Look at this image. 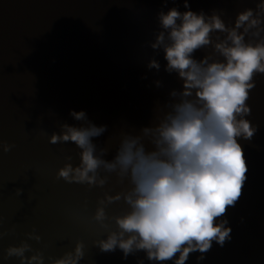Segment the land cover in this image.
<instances>
[{
    "label": "water",
    "instance_id": "1",
    "mask_svg": "<svg viewBox=\"0 0 264 264\" xmlns=\"http://www.w3.org/2000/svg\"><path fill=\"white\" fill-rule=\"evenodd\" d=\"M193 10L223 9L231 26L235 15L256 0H190ZM183 0H168L167 7ZM164 0H0V142L14 144L10 152L0 148V264H21L19 257L4 260L9 246L27 242L25 256L42 253L44 264L72 250L83 241L85 256L80 264H158L137 251L122 259L119 249L101 253L96 241L106 238L116 225L111 217L127 209L123 201L106 205L107 229L92 217L99 201L123 190L115 173L99 170L103 186L66 183L56 172L72 155L79 162L73 143L50 144L48 137L63 123L78 124L69 111L86 110L89 120L107 124L108 130L94 138L100 148L110 150L121 129L137 131L148 125L158 105L180 90L177 73L164 71L162 50L150 44L160 30L156 14ZM252 31H255L253 29ZM225 33L213 32V43L195 53L223 59L214 45ZM219 37V40L217 39ZM264 37V32L261 33ZM256 42L260 37L247 36ZM155 56L161 69L147 68ZM147 79H144V76ZM247 103V118L258 126L249 141H241L249 171L242 194L226 216L232 239L221 247L213 244L202 264H264V75L255 77ZM162 81L157 88L155 81ZM23 191L18 194L16 189ZM33 229L42 237L28 238ZM190 254L186 264H196ZM172 264V262H164Z\"/></svg>",
    "mask_w": 264,
    "mask_h": 264
},
{
    "label": "clouds",
    "instance_id": "2",
    "mask_svg": "<svg viewBox=\"0 0 264 264\" xmlns=\"http://www.w3.org/2000/svg\"><path fill=\"white\" fill-rule=\"evenodd\" d=\"M167 3L164 0L163 7ZM182 6L183 11L172 6L156 14L160 30L150 47L156 53L162 50L164 71L177 73L182 86L157 106L148 125L138 131L117 132L111 160L104 159L110 149L98 152L94 143L108 125L93 123L86 110H70L69 115L79 123H63L59 132L48 137L50 144L73 143L79 150L77 164H73L72 155L65 157L56 172L58 180L91 189L106 183V178L98 179L101 168L115 173L123 190L100 200L92 219L107 229L106 205L121 200L127 205L125 211L111 217L116 230L95 242L101 253L119 249L124 260L143 251L150 262L186 264L190 254L198 252L196 264H202L214 243L223 247L232 239L225 214L235 206L248 178L241 141L251 140L258 131L247 118L252 111L247 101L256 87L254 77L264 75V0L239 11L231 26L223 18V9L214 8L211 14L193 10L190 0H183ZM213 32L226 34L214 45L223 59L195 58L197 50L213 43ZM249 33L260 39L248 40ZM161 66L155 56L147 63L149 70L157 72ZM155 85L161 88L162 81L157 79ZM13 147L0 142L5 153ZM16 191L20 194L23 190ZM4 235L0 233V238ZM27 235L42 240L35 229ZM29 249L27 242L9 246L3 259L15 256L21 264H44L42 253L26 257ZM84 256L85 245L77 241L52 264H80Z\"/></svg>",
    "mask_w": 264,
    "mask_h": 264
}]
</instances>
